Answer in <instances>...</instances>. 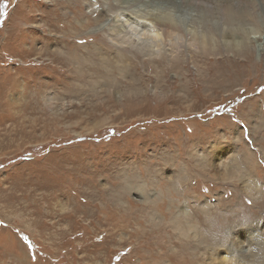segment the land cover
I'll list each match as a JSON object with an SVG mask.
<instances>
[{"label": "rangeland", "instance_id": "rangeland-1", "mask_svg": "<svg viewBox=\"0 0 264 264\" xmlns=\"http://www.w3.org/2000/svg\"><path fill=\"white\" fill-rule=\"evenodd\" d=\"M124 2L0 0V264H259L264 1L222 27ZM155 8L176 46L142 44Z\"/></svg>", "mask_w": 264, "mask_h": 264}, {"label": "bare ground", "instance_id": "bare-ground-1", "mask_svg": "<svg viewBox=\"0 0 264 264\" xmlns=\"http://www.w3.org/2000/svg\"><path fill=\"white\" fill-rule=\"evenodd\" d=\"M123 1H125L123 3L124 5H126L128 7H132L133 5L138 6L141 3H146V2L153 1V0H123ZM155 1L158 2V4L160 3V4L166 5V7L167 6L173 7L174 9L179 11V13L184 12L185 9H191V10L197 9L198 11L201 12L200 16L205 15V16H209L211 18H216L218 21H215V22L219 23L220 26L221 25L222 26H224V25L230 26L231 22L234 23L235 21H238V19L252 17L251 12L256 6V0H155ZM262 1H264V0H262ZM124 9L128 10L126 7H124ZM137 15H138V18L134 19L137 24H135L134 27L136 29H138L137 33L140 35V39H141L142 44H144V43L147 45L149 44L152 46V48H157L158 50H162L164 47H166L168 45H170V47L176 46L174 44V42L171 40V37H173V35L178 33V32L177 33L174 32V31H176V30L179 31V29H181V27H183V26L181 23H178L177 20L173 19L171 17V15L169 16V14L166 12V10L164 11L160 8H155L151 12L149 11L148 13H140ZM109 17L110 16H108L106 20H108ZM203 18H205V17H203ZM128 19H126V21H128ZM196 19H197V17H196ZM106 20H105V22H106ZM111 20H112L111 21L112 23L110 26H112V25L114 26V25H117L118 21L121 20V18L119 16L117 17V15H115V16H113V19H111ZM192 20L194 22L196 21L195 19H192ZM114 23H116V24H114ZM129 23L131 24V22H129ZM149 26H150V28H149ZM220 26H219V28H220ZM137 27H139V28H137ZM200 27H202V26H200ZM212 27L213 26L205 24L203 26V33H201V31L199 29H197V30L196 29H194V30L188 29V34H190V38L193 39L195 42L197 40V42L203 43V42H208L210 39L213 38V35L217 33L215 30H217L221 34V36L225 37V38H235L240 33V32H237L239 29L238 30H235V29L234 30H232V29L225 30V29L220 28V29L213 30ZM245 32L247 33V31H245ZM228 33H229V35H228ZM125 40H127V39H125ZM141 46H142V48H144V50H146V47H145L146 45H144V46L141 45ZM75 59H76V57L74 55V60ZM69 60H71V59H69ZM81 61H82V59H81ZM74 63H76V62H74ZM249 185L252 186L257 191L261 190L260 188H258L259 186L256 184H249ZM255 243H256V241H255ZM253 244H254V242H253ZM248 255L249 256L251 255V257H252L255 254L251 253ZM256 258H255V260H257L259 262V264H264V261L261 260L262 259L261 255L257 259Z\"/></svg>", "mask_w": 264, "mask_h": 264}]
</instances>
